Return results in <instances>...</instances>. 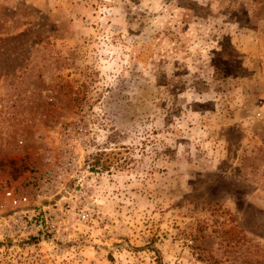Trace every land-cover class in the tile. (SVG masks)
I'll return each instance as SVG.
<instances>
[{
    "label": "rangeland",
    "instance_id": "obj_1",
    "mask_svg": "<svg viewBox=\"0 0 264 264\" xmlns=\"http://www.w3.org/2000/svg\"><path fill=\"white\" fill-rule=\"evenodd\" d=\"M0 264H264V0H0Z\"/></svg>",
    "mask_w": 264,
    "mask_h": 264
}]
</instances>
